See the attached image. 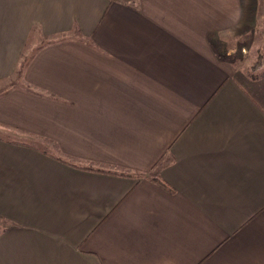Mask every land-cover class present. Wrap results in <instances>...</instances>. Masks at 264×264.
Listing matches in <instances>:
<instances>
[{"label": "crops", "instance_id": "1", "mask_svg": "<svg viewBox=\"0 0 264 264\" xmlns=\"http://www.w3.org/2000/svg\"><path fill=\"white\" fill-rule=\"evenodd\" d=\"M0 264H264V0H0Z\"/></svg>", "mask_w": 264, "mask_h": 264}, {"label": "rangeland", "instance_id": "2", "mask_svg": "<svg viewBox=\"0 0 264 264\" xmlns=\"http://www.w3.org/2000/svg\"><path fill=\"white\" fill-rule=\"evenodd\" d=\"M257 60V57L252 54L248 60V64H253ZM250 70V69H249Z\"/></svg>", "mask_w": 264, "mask_h": 264}]
</instances>
